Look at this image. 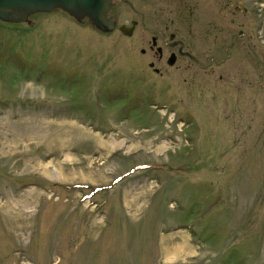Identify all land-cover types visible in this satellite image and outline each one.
Listing matches in <instances>:
<instances>
[{
    "label": "rangeland",
    "instance_id": "374dc122",
    "mask_svg": "<svg viewBox=\"0 0 264 264\" xmlns=\"http://www.w3.org/2000/svg\"><path fill=\"white\" fill-rule=\"evenodd\" d=\"M260 27L161 81L59 9L0 22V264H264Z\"/></svg>",
    "mask_w": 264,
    "mask_h": 264
},
{
    "label": "flooded vegetation",
    "instance_id": "af4514ba",
    "mask_svg": "<svg viewBox=\"0 0 264 264\" xmlns=\"http://www.w3.org/2000/svg\"><path fill=\"white\" fill-rule=\"evenodd\" d=\"M105 1L112 29L91 27L123 39L117 53L139 79L161 81L185 72L211 74V65L257 47L264 13V0Z\"/></svg>",
    "mask_w": 264,
    "mask_h": 264
},
{
    "label": "water",
    "instance_id": "95a60500",
    "mask_svg": "<svg viewBox=\"0 0 264 264\" xmlns=\"http://www.w3.org/2000/svg\"><path fill=\"white\" fill-rule=\"evenodd\" d=\"M59 9L73 19H85L100 32L112 29L105 0H0V22L18 24L30 15Z\"/></svg>",
    "mask_w": 264,
    "mask_h": 264
},
{
    "label": "trees",
    "instance_id": "16d2710c",
    "mask_svg": "<svg viewBox=\"0 0 264 264\" xmlns=\"http://www.w3.org/2000/svg\"><path fill=\"white\" fill-rule=\"evenodd\" d=\"M12 27H16L17 26V24H13V23H9Z\"/></svg>",
    "mask_w": 264,
    "mask_h": 264
}]
</instances>
